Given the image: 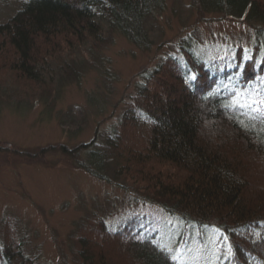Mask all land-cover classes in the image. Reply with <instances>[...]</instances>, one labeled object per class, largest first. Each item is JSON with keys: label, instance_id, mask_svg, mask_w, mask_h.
Masks as SVG:
<instances>
[{"label": "trees", "instance_id": "obj_1", "mask_svg": "<svg viewBox=\"0 0 264 264\" xmlns=\"http://www.w3.org/2000/svg\"><path fill=\"white\" fill-rule=\"evenodd\" d=\"M166 1L0 0V108L40 101L55 111L64 85L86 69L110 72L93 61L114 34L139 49L150 46ZM191 2L255 28L229 46L220 69H210L208 47L188 34L175 54L138 74L140 86L105 134L99 121L92 138L75 145L20 150L0 142L35 163L59 152L123 192V209L103 207L73 222L74 264H199L162 239L167 221L198 229V241L214 240L212 264H264V0ZM54 115L64 131L88 123L86 107L76 103ZM0 264H39L11 216L0 219Z\"/></svg>", "mask_w": 264, "mask_h": 264}, {"label": "rangeland", "instance_id": "obj_2", "mask_svg": "<svg viewBox=\"0 0 264 264\" xmlns=\"http://www.w3.org/2000/svg\"><path fill=\"white\" fill-rule=\"evenodd\" d=\"M180 4L191 9H181ZM193 4L191 0H167L156 15L152 40L145 49L127 42L123 36L112 35L113 42L97 55V61L100 58L103 64L93 61L96 66L109 67L110 72L101 75L96 68L86 69L79 80L64 85L55 111L44 108L40 101L19 108L2 105L0 142H8L20 150H37L39 146L57 143L75 145L89 141L99 121H102L99 131L105 134L107 125L116 122L131 94L140 86L143 75L138 74L144 69L152 70L168 53L175 54L176 42L188 34H194L208 47L210 69H220L232 55L229 46L241 41L240 37L251 38L255 28L242 19H223L220 13L202 14ZM221 86L227 87L224 83ZM73 103L86 107L88 123L82 129L64 131L53 114ZM44 156L47 164L0 149V219L16 218L29 236V248L38 255L39 264H74L68 239L73 222L82 214L98 212L103 207L123 209L124 194L73 168L59 152ZM166 223L169 229L162 239L171 248H177L183 258H196L199 264L217 261L214 240L198 241L197 228L190 232L174 221ZM207 233L214 238V233Z\"/></svg>", "mask_w": 264, "mask_h": 264}, {"label": "bare ground", "instance_id": "obj_3", "mask_svg": "<svg viewBox=\"0 0 264 264\" xmlns=\"http://www.w3.org/2000/svg\"><path fill=\"white\" fill-rule=\"evenodd\" d=\"M203 10H204V8H203ZM202 12H205V11H202Z\"/></svg>", "mask_w": 264, "mask_h": 264}]
</instances>
